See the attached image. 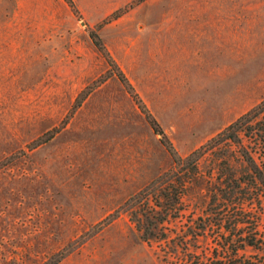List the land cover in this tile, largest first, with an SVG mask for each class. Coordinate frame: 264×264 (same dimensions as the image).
Segmentation results:
<instances>
[{"label": "rangeland", "instance_id": "obj_1", "mask_svg": "<svg viewBox=\"0 0 264 264\" xmlns=\"http://www.w3.org/2000/svg\"><path fill=\"white\" fill-rule=\"evenodd\" d=\"M72 1L0 0V264H169L210 193L196 177L142 238L124 202L173 163L137 99L181 155L257 104L264 0Z\"/></svg>", "mask_w": 264, "mask_h": 264}, {"label": "trees", "instance_id": "obj_2", "mask_svg": "<svg viewBox=\"0 0 264 264\" xmlns=\"http://www.w3.org/2000/svg\"><path fill=\"white\" fill-rule=\"evenodd\" d=\"M65 1L74 6L72 0ZM90 36L102 47L94 31ZM109 60L115 65L111 57ZM118 72L121 81L132 89L122 71ZM137 101L155 133L161 134L160 142L173 163L146 189L124 202L123 208L142 238L168 240L165 225L184 215L178 203L184 189L197 177L205 181L210 193L206 213L196 219L187 215L171 240L176 256H165L166 263L264 264V230L260 231L264 212L254 210L255 204L260 205V196L264 197V98L187 155L177 152L142 100ZM206 159L209 163L205 166ZM220 226L225 230L222 235ZM205 233L215 242L212 251L194 248L200 236L208 238ZM247 248L256 254L247 255Z\"/></svg>", "mask_w": 264, "mask_h": 264}]
</instances>
